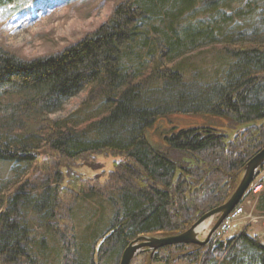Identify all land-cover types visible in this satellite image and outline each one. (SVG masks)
<instances>
[{"label": "trees", "instance_id": "1", "mask_svg": "<svg viewBox=\"0 0 264 264\" xmlns=\"http://www.w3.org/2000/svg\"><path fill=\"white\" fill-rule=\"evenodd\" d=\"M237 1L128 0L98 30L56 55L23 60L0 46V161L25 164L32 173L42 150L61 163L114 158L100 187L115 189L120 206L88 247L86 264H103L105 254L124 252L142 236L185 232L230 198L247 162L264 149V40L223 44L231 61L224 80L199 89L185 88L177 66L218 42L212 22L194 20L225 15ZM13 4L0 0V9ZM83 91L86 104L108 107L104 115L79 126L49 118ZM175 113L224 119L234 131L172 128L162 144L152 145L147 130ZM50 173L41 189L28 179L7 199L0 213V264H42L23 211L37 212L46 234L68 241L62 234L69 225L56 226L57 211L62 194L82 187L78 180L64 187L63 172ZM257 209L264 212V193ZM62 252L63 264H76L70 245ZM147 255L163 264H264V239L244 231L226 241L214 237L203 248L166 247Z\"/></svg>", "mask_w": 264, "mask_h": 264}, {"label": "rangeland", "instance_id": "2", "mask_svg": "<svg viewBox=\"0 0 264 264\" xmlns=\"http://www.w3.org/2000/svg\"><path fill=\"white\" fill-rule=\"evenodd\" d=\"M126 1L128 0H14L13 5L0 9V46L23 60L56 55L98 30L110 19L115 8ZM222 13L225 15L201 14L194 20L212 22L218 31V42L177 60V66L184 72L185 88L199 89L224 80L231 61L223 44L264 40V0H240ZM86 101L87 91H83L49 118L79 126L104 115L108 109L104 103L86 104ZM203 126H212L230 134L234 131L224 119L175 113L158 119L147 130L146 137L152 145L157 146L162 144L164 136L169 135L172 128ZM105 157L106 155L86 157L83 160L61 163L58 156L42 150L32 173V169L25 164L0 161V213L4 210L7 199L28 179L32 187L38 190L46 185L50 172L52 176L55 171H62L64 187L70 188L76 180L81 184L80 192L62 194L61 206L57 211L59 215L58 222L55 221L56 226L64 229V226L69 225V231L62 234L68 241L62 242L59 234H46L45 221L37 212H22L32 231L33 252L42 264H63L62 246L67 244L72 248L76 264H86L88 247L108 228L120 206V200L115 189L100 187L106 183L107 176L113 169L114 158ZM49 184L52 188L56 185L55 181ZM262 193L264 171L259 172L244 200L230 216V228L223 233L219 231L214 237L226 241L247 231L251 236L264 239V212L257 209ZM216 220L217 218L212 221L208 232ZM208 232H202L201 239ZM76 248L78 254H75ZM109 248L105 247L103 251ZM112 252L105 254L103 264L105 261L106 264H120L123 252L111 255ZM112 257L114 260L110 261ZM97 260L95 257V262ZM131 264L163 263H153L146 254L136 257Z\"/></svg>", "mask_w": 264, "mask_h": 264}, {"label": "water", "instance_id": "3", "mask_svg": "<svg viewBox=\"0 0 264 264\" xmlns=\"http://www.w3.org/2000/svg\"><path fill=\"white\" fill-rule=\"evenodd\" d=\"M264 166V149L250 159L243 169V176L230 198L221 206L205 213L188 230L183 233L171 236H142L134 240L124 250L120 264H131L132 261L142 255L153 254L166 247L191 245L203 248L207 246L217 234L222 224L235 212L242 202L244 196L255 181L260 169ZM216 223L210 229L207 236L201 239V227L207 221Z\"/></svg>", "mask_w": 264, "mask_h": 264}, {"label": "built area", "instance_id": "4", "mask_svg": "<svg viewBox=\"0 0 264 264\" xmlns=\"http://www.w3.org/2000/svg\"><path fill=\"white\" fill-rule=\"evenodd\" d=\"M230 219L225 221V225L223 224V226L221 227L220 231L221 233L225 232L226 230H228L230 228Z\"/></svg>", "mask_w": 264, "mask_h": 264}, {"label": "bare ground", "instance_id": "5", "mask_svg": "<svg viewBox=\"0 0 264 264\" xmlns=\"http://www.w3.org/2000/svg\"><path fill=\"white\" fill-rule=\"evenodd\" d=\"M244 200V199H243ZM242 203V202H241ZM211 221H207L202 227H201V231L202 232H208L209 228H210V225H211Z\"/></svg>", "mask_w": 264, "mask_h": 264}]
</instances>
